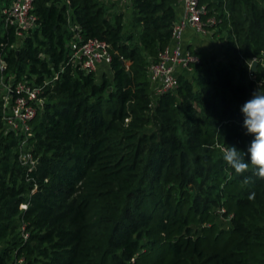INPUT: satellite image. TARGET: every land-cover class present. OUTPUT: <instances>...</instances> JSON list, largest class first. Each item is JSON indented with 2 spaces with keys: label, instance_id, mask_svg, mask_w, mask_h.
I'll list each match as a JSON object with an SVG mask.
<instances>
[{
  "label": "trees",
  "instance_id": "16d2710c",
  "mask_svg": "<svg viewBox=\"0 0 264 264\" xmlns=\"http://www.w3.org/2000/svg\"><path fill=\"white\" fill-rule=\"evenodd\" d=\"M129 3L126 29L101 0H34L38 25L14 47L0 16L17 80L52 75L69 22L108 45L111 73L64 64L29 122L30 166L0 99V264H264V180L222 158L228 145L249 159L241 108L264 90L262 62L254 77L248 65L264 54V0H200L217 19L207 29L227 31L223 56L157 97L147 67L170 41L176 0Z\"/></svg>",
  "mask_w": 264,
  "mask_h": 264
},
{
  "label": "built area",
  "instance_id": "2783aa9c",
  "mask_svg": "<svg viewBox=\"0 0 264 264\" xmlns=\"http://www.w3.org/2000/svg\"><path fill=\"white\" fill-rule=\"evenodd\" d=\"M33 3L34 0H11L8 5L0 9L4 26L12 27L17 39V43L12 47L22 42L23 38L38 25ZM176 3L181 5L182 13L172 22L170 41L158 53L157 59L150 62L147 67V76L154 97L175 89L178 75L190 70L192 64L200 61L199 56L184 47L185 30L192 28L204 33L208 26H213L217 22L212 15L203 18L208 10L200 0H176ZM68 29L70 39L67 44V57L58 63L57 69L51 76H46L41 84L23 79L17 80L15 74L7 70L6 59L0 53V99L4 119L9 128L25 134L20 144L26 143L30 131L29 122L43 101L41 94L46 87H52L53 82L60 77L64 64L94 73L103 72L109 67L110 53L108 45L103 40L95 37L82 38L78 32V25L71 22L68 24ZM39 56L45 57L44 53H40ZM253 61H255L254 56L248 62L249 68ZM261 65L264 66V63L262 62ZM252 72L250 71L249 74L253 75Z\"/></svg>",
  "mask_w": 264,
  "mask_h": 264
},
{
  "label": "clouds",
  "instance_id": "9594fccd",
  "mask_svg": "<svg viewBox=\"0 0 264 264\" xmlns=\"http://www.w3.org/2000/svg\"><path fill=\"white\" fill-rule=\"evenodd\" d=\"M241 112L247 134L254 137L247 149L249 159H245L244 152L228 145L222 149V158L235 173L243 175L251 170L255 177L264 180V90L262 88L255 91L252 98L243 104ZM243 182L250 183L251 177H245ZM249 198H254V193Z\"/></svg>",
  "mask_w": 264,
  "mask_h": 264
},
{
  "label": "rangeland",
  "instance_id": "374dc122",
  "mask_svg": "<svg viewBox=\"0 0 264 264\" xmlns=\"http://www.w3.org/2000/svg\"><path fill=\"white\" fill-rule=\"evenodd\" d=\"M101 1L104 2L107 6H109L110 12L119 13L122 16V22L124 23L125 28L126 29L129 28L130 17H131V7L129 0H101ZM226 34L227 31L223 29L221 31L216 32L215 35L205 36V37L202 36L200 37V42H199L200 51L196 52L193 49H191L190 52L196 54L197 56H199V58L204 59L210 65L211 59L216 58V54L221 52L220 47H223V44H219V41L225 40ZM254 57H255V62H258L259 60L264 63V54L262 55L258 54L255 55ZM190 68H191L190 70L184 72L187 76L190 77L198 73L197 68H195L194 66H191ZM103 74L110 77L111 73L109 68H105L103 72L102 71L98 72L96 75L97 80H99ZM249 76L253 77V75L251 74H249ZM20 145H22L21 148L19 149L20 159L23 161L24 164H27L29 166L32 165L34 161L32 160L31 154L29 153L30 147L26 146L25 143H22ZM22 206L23 205H21L20 207ZM218 222L226 225V221L222 218H218Z\"/></svg>",
  "mask_w": 264,
  "mask_h": 264
},
{
  "label": "crops",
  "instance_id": "0c3cea01",
  "mask_svg": "<svg viewBox=\"0 0 264 264\" xmlns=\"http://www.w3.org/2000/svg\"><path fill=\"white\" fill-rule=\"evenodd\" d=\"M181 13H182V7H181L180 4L176 3V5H175L176 18L179 17L181 15ZM212 35H215V34H213L212 30L206 29V31L204 33H200V32L195 31L192 28H187L185 30L184 36H183L184 47L186 49H188L189 51L191 49H193L196 52L200 51V48H199L200 37H202V36H204V37L205 36H212ZM212 40H214V39H212ZM219 44H223V47H220L221 48V52L216 54V59H219V58H221L223 56L225 40L219 41Z\"/></svg>",
  "mask_w": 264,
  "mask_h": 264
},
{
  "label": "water",
  "instance_id": "95a60500",
  "mask_svg": "<svg viewBox=\"0 0 264 264\" xmlns=\"http://www.w3.org/2000/svg\"><path fill=\"white\" fill-rule=\"evenodd\" d=\"M255 65H256V62L253 61L250 65V71H254L255 70Z\"/></svg>",
  "mask_w": 264,
  "mask_h": 264
}]
</instances>
